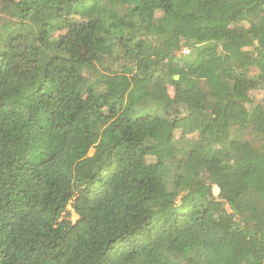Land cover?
<instances>
[{
	"label": "trees",
	"instance_id": "trees-1",
	"mask_svg": "<svg viewBox=\"0 0 264 264\" xmlns=\"http://www.w3.org/2000/svg\"><path fill=\"white\" fill-rule=\"evenodd\" d=\"M257 91L264 0H0V264H264Z\"/></svg>",
	"mask_w": 264,
	"mask_h": 264
},
{
	"label": "rangeland",
	"instance_id": "rangeland-1",
	"mask_svg": "<svg viewBox=\"0 0 264 264\" xmlns=\"http://www.w3.org/2000/svg\"><path fill=\"white\" fill-rule=\"evenodd\" d=\"M187 52V51H186ZM106 64L108 65H111L113 68H116V63L115 61L113 60V58H106ZM255 72V70H253ZM85 74H87V76L92 80L94 79L96 76H99L100 74H103V71L101 69H99V71L95 72H91V71H87L85 72ZM264 95V92L263 91H257V92H254V93H251L250 92V95H249V100L251 102H257L258 99H261ZM253 100V101H252ZM176 134H179V132H177ZM190 137V136H188ZM92 152V150H90V153ZM212 194L214 196H217L220 192V189L218 186L216 185H213L212 186ZM69 208V206L67 207ZM77 218L76 214H74L73 212L71 213V219L72 220H75Z\"/></svg>",
	"mask_w": 264,
	"mask_h": 264
},
{
	"label": "built area",
	"instance_id": "built-area-1",
	"mask_svg": "<svg viewBox=\"0 0 264 264\" xmlns=\"http://www.w3.org/2000/svg\"><path fill=\"white\" fill-rule=\"evenodd\" d=\"M187 51V50H186Z\"/></svg>",
	"mask_w": 264,
	"mask_h": 264
}]
</instances>
